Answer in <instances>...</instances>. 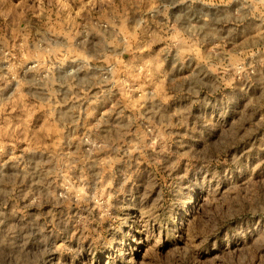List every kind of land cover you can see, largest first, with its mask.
<instances>
[{"label": "rangeland", "instance_id": "obj_1", "mask_svg": "<svg viewBox=\"0 0 264 264\" xmlns=\"http://www.w3.org/2000/svg\"><path fill=\"white\" fill-rule=\"evenodd\" d=\"M0 264H264V0H0Z\"/></svg>", "mask_w": 264, "mask_h": 264}]
</instances>
